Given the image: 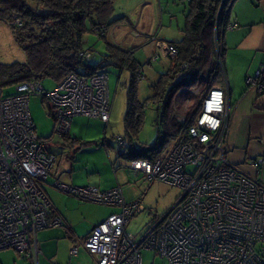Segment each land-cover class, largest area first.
<instances>
[{
  "label": "built area",
  "instance_id": "obj_1",
  "mask_svg": "<svg viewBox=\"0 0 264 264\" xmlns=\"http://www.w3.org/2000/svg\"><path fill=\"white\" fill-rule=\"evenodd\" d=\"M235 27L229 23L226 30ZM158 48L152 61L177 55L170 44ZM85 58L90 59L88 54ZM263 73L261 66L245 79V86L262 93ZM31 97L44 99L54 109L52 133L58 141L69 134L75 117L96 119L106 127L111 101L104 73H70L51 91L36 80L15 85L11 96L3 97L0 90V251L11 250L37 264L36 234L63 222L49 220L51 206L40 187L50 178L56 158L49 140L35 133L28 109ZM185 112L177 117L185 133L160 158L129 164L134 176L181 192L142 236L127 228L143 208L140 202L126 203L119 187L101 192L53 181V187L68 196L118 209L79 243L95 264H142L141 254L147 251L158 259L152 264H264V185L226 159L230 105L225 89H210L189 119ZM116 143L122 146L121 139ZM262 163L257 160L251 166L258 171ZM76 254L77 249H71L70 255Z\"/></svg>",
  "mask_w": 264,
  "mask_h": 264
},
{
  "label": "trees",
  "instance_id": "obj_2",
  "mask_svg": "<svg viewBox=\"0 0 264 264\" xmlns=\"http://www.w3.org/2000/svg\"><path fill=\"white\" fill-rule=\"evenodd\" d=\"M235 2L189 0L182 37L178 42L169 43L177 50V55L153 85L152 96L141 103L137 99V81L140 80L142 67L133 57L136 49L121 50L106 44L100 62L92 64L90 61L95 54L84 45L86 35L104 38L106 29L117 21H110L114 11L113 0H0V20L9 26L15 43L26 57L25 63L0 65V87L46 79L57 84L73 72L83 77L106 74V66H113L119 72L127 71L130 76L123 116L125 139L103 138L86 144L108 150L114 145L119 157L129 164L137 160L154 162L175 139L185 133L184 124L177 119L179 113H173L172 102L175 100L183 104L191 101L185 112L189 119L198 112L203 96L210 89L222 85V41ZM87 54L90 59L85 58ZM140 75L143 77L142 72ZM150 104L157 110V136L151 146L136 148L134 143L143 126L144 112ZM49 115L54 121L52 107ZM52 138L53 133L47 139ZM118 138L122 140V146L117 145ZM62 139L66 145L70 141L79 142L70 138L69 134ZM115 210L118 212L117 208Z\"/></svg>",
  "mask_w": 264,
  "mask_h": 264
},
{
  "label": "rangeland",
  "instance_id": "obj_3",
  "mask_svg": "<svg viewBox=\"0 0 264 264\" xmlns=\"http://www.w3.org/2000/svg\"><path fill=\"white\" fill-rule=\"evenodd\" d=\"M188 2L189 0H113L114 11L110 21H117L106 29L104 38H98L93 34L84 37L85 47H90L95 54L90 62L92 64L100 62L101 56L105 54L106 44L121 50L135 48L133 57L142 67L143 73L142 79L137 81V99L141 103L144 102L152 96L153 85L170 66V60L164 56L159 57L156 61L151 60L159 51L158 48L155 49L154 44L158 41L173 42L181 39L185 26V16L188 14ZM25 60V54L15 43L9 26L0 20V65H10L15 62L25 63ZM104 71L108 77L111 101L109 124L105 127L96 119L75 117L71 122L70 138H75L79 142L70 141L69 145L65 146L67 152L64 157L70 161V159L72 160L71 156L75 155L73 175H78V168H81L82 165V168L88 167L87 170L95 167L98 171L93 176L98 177L99 174L102 177V183L118 184L126 203L140 202L143 211L132 219L127 228L132 235L140 237L144 230L161 219L174 205L181 192L158 181L146 180L141 175L134 176L128 169L129 162L120 158L116 149L113 151L104 147H96L94 144H86L99 142L103 138L123 137L125 139L123 116L126 108V86L130 75L127 71L119 72L113 66H106ZM55 85L56 83L49 79L43 81V87L46 91L53 90ZM220 87L225 89L224 82ZM0 90L3 97L11 96L14 93V86L0 87ZM189 102L181 104L174 100L172 102L173 113L181 114L182 111H186L191 106ZM28 109L36 135L42 139H47L53 132L54 126L53 118L49 115L51 106L44 99L31 97L28 102ZM156 116L157 110L154 105H148L143 116V126L137 141L134 143L136 148L151 146L154 143L157 136ZM58 140V138L53 137L48 144L55 155L61 153L60 149L54 146ZM110 161L115 162L116 175H113L111 171ZM89 175L92 176L90 172ZM62 176L63 179L66 174ZM52 182L49 178L47 194L57 208L63 205L72 206L74 209L77 208L74 204H79L78 209L71 213L72 215H104L106 209L111 208L102 204L76 201L77 199L73 203V198L70 200L68 195L55 190L52 187ZM82 218V216L79 217L77 228L84 233L87 224ZM68 251V248L66 251L61 250L60 264H66L69 260ZM141 258L142 264L158 262L153 252L149 251L143 252ZM70 259V263L74 264L73 259Z\"/></svg>",
  "mask_w": 264,
  "mask_h": 264
},
{
  "label": "crops",
  "instance_id": "obj_4",
  "mask_svg": "<svg viewBox=\"0 0 264 264\" xmlns=\"http://www.w3.org/2000/svg\"><path fill=\"white\" fill-rule=\"evenodd\" d=\"M229 23H235L236 27L232 30H226L222 41L224 48L223 82L225 81V94L230 105L226 159L264 185V91L258 93L255 88L245 86V79L254 77L260 67L264 66V0H236L232 6ZM173 42L158 41L154 44L155 49L159 45ZM262 78L264 82V73ZM54 146L58 147L61 153L55 155L51 149L56 158L50 175L52 181L74 187L91 186L101 192L119 187L118 184L102 183V177L99 174L98 177L93 176L98 171L95 167L87 170L88 167L82 168V165L81 168H78V175H73L75 155L71 156L72 160L70 159V161L65 159L66 141L62 139L55 142ZM115 149L118 155V150L114 145L112 149L110 148L113 151ZM106 155L109 156L108 153ZM59 156H62V158H59ZM257 160H262L263 163L259 166V170L255 171L251 164ZM114 163L110 161L109 165L113 175H116ZM89 172L92 176L89 175ZM65 174L66 176L62 179V175ZM48 180L41 183L40 187L51 206L49 220L57 217L63 222V226L50 227L36 234L38 251L36 263L60 264L61 250L66 251V248H68V264H71L70 258L73 259L74 264H95L92 258L80 247L79 243L89 235L94 226L117 211L115 208H110L106 209L104 215H80L87 224L86 231L83 233L77 228L80 216L71 214L79 207V204L74 201L76 198L68 196L70 200L73 198L72 201L77 208L72 209V206L63 205L57 208L47 194ZM73 248L77 249L75 256L70 255ZM0 264H32V262L27 257L18 255L11 250H5L0 251Z\"/></svg>",
  "mask_w": 264,
  "mask_h": 264
},
{
  "label": "water",
  "instance_id": "obj_5",
  "mask_svg": "<svg viewBox=\"0 0 264 264\" xmlns=\"http://www.w3.org/2000/svg\"><path fill=\"white\" fill-rule=\"evenodd\" d=\"M63 226V225H62Z\"/></svg>",
  "mask_w": 264,
  "mask_h": 264
}]
</instances>
